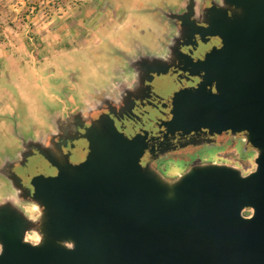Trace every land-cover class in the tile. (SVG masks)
<instances>
[{
	"label": "water",
	"instance_id": "1",
	"mask_svg": "<svg viewBox=\"0 0 264 264\" xmlns=\"http://www.w3.org/2000/svg\"><path fill=\"white\" fill-rule=\"evenodd\" d=\"M229 2L242 12L231 23L217 12L197 31L185 18L194 35L221 45L202 59L184 55V72L199 83L173 94L160 139L87 131L84 162L32 180L56 240L25 245L23 222L0 212V264H264V0ZM205 132L248 133L261 151L257 172L244 178L228 168L197 169L169 197L144 171V156L177 135ZM69 236L75 250L58 249Z\"/></svg>",
	"mask_w": 264,
	"mask_h": 264
},
{
	"label": "crops",
	"instance_id": "2",
	"mask_svg": "<svg viewBox=\"0 0 264 264\" xmlns=\"http://www.w3.org/2000/svg\"><path fill=\"white\" fill-rule=\"evenodd\" d=\"M183 2L184 0H179L175 5L164 2L153 9L159 16L171 22L173 30L180 32L179 37H176L174 32L171 37V61L164 63L141 57L138 63L142 72L140 86L136 91L128 93L122 104L105 102L104 106L91 114L87 120L81 118L79 111H75L72 119L60 124V131H78V135L82 136L81 131L85 128L96 129L93 128L92 122L128 117L133 112V103L144 100L150 88L163 86L162 82L174 77V72L183 70L184 55L190 54L185 50H193L195 40L208 44L212 39L209 36L194 35L191 28L185 24L186 17L194 23L196 30L200 31L210 27L217 17V12L225 13L229 23L242 13L239 8L231 5L229 0H225L224 9H218L215 0H187L186 7L182 6ZM141 9L142 6L133 4L132 0H89L72 11L73 18L69 24L78 29L77 36H58L61 47L50 48V57L46 56L44 63L29 70L31 77L25 74V71L21 72L20 89L7 80H0V96L3 95L1 92L5 91L15 99L14 103L7 102L1 107L5 114L0 119L8 124L4 133L2 155L8 157L23 152L24 149H35L40 151L44 158L49 159L45 151L50 150L54 135L37 133L38 139L34 140L32 132L27 130L30 125L24 122L25 111L27 110L33 122L43 125L50 119H58L61 113L54 106L66 100L70 90L75 91L80 101L88 104V91L84 86L75 83L77 76L83 69L91 71L94 57L105 51L116 57L125 56L121 49L127 50L128 55L135 54L129 47V40L135 39L136 21ZM68 106L75 110L79 105L74 102L73 106ZM21 124L22 127H17ZM3 187H7V184L0 187V190Z\"/></svg>",
	"mask_w": 264,
	"mask_h": 264
},
{
	"label": "rangeland",
	"instance_id": "3",
	"mask_svg": "<svg viewBox=\"0 0 264 264\" xmlns=\"http://www.w3.org/2000/svg\"><path fill=\"white\" fill-rule=\"evenodd\" d=\"M89 0H0V45H3V54L0 58V80H7L14 87L20 89L22 82V71L31 77V67L44 63L46 56L50 57V48L61 47L58 36L74 34L77 36L78 29L69 24L73 18V9L81 7ZM64 18V19H63ZM169 89H161L165 96L169 94ZM0 96V109L5 103H14L15 99L8 93L2 91ZM73 106V104H72ZM154 116L151 114L146 123L149 126ZM94 127L105 129L113 124L115 120H102L92 122ZM91 128V127H90ZM75 132V134L73 133ZM105 132V131H100ZM120 133H123L119 131ZM132 132V131H129ZM140 131L137 135L143 133ZM78 131H62L54 135L51 141L50 150H46L49 160L44 158L40 151L29 149L18 154L9 155L11 164L7 169V174L14 182L15 187L22 189L24 198L35 199L44 206L43 202L36 197V190L32 185V180L42 173L50 170H72L73 167L85 161L89 153V142L87 131L85 136L78 135ZM125 134V133H123ZM126 135V134H125ZM127 136V135H126ZM86 140L87 152L77 153L75 161L68 160L59 151L60 142L64 139L76 141L79 138ZM128 137V136H127ZM129 137V138H134ZM181 140H167L156 146L150 155L143 162L144 171L155 178L162 186L168 190V196L173 197L176 187L192 172L197 169L206 168H228L236 171L241 177H249L257 172V148L251 145L250 137L246 132H229L222 136L205 132L181 136ZM46 138V137H45ZM82 146V145H81ZM261 151L259 150V156ZM82 160L81 163H75ZM51 166V167H50ZM166 171H182L184 178L174 187L164 183L161 177ZM55 175V176H56ZM2 196L11 194V186L3 187L0 190ZM0 212H8L19 218L23 224L24 232L33 227L22 215L12 209L9 203L0 204ZM253 210L247 209L243 215L247 218L253 216ZM49 213L46 209L41 222L44 241L41 246L53 242L54 239L49 231ZM0 244L3 242L0 240ZM3 251V250H2ZM0 251V254L2 253Z\"/></svg>",
	"mask_w": 264,
	"mask_h": 264
},
{
	"label": "clouds",
	"instance_id": "4",
	"mask_svg": "<svg viewBox=\"0 0 264 264\" xmlns=\"http://www.w3.org/2000/svg\"><path fill=\"white\" fill-rule=\"evenodd\" d=\"M167 2L169 5L179 3V0H132L133 4L141 5L142 9L136 21L135 39L129 40V47L135 53L128 55L127 50L124 57H116L105 51L101 55L94 57L93 68L81 70L75 83L84 86L89 94L90 102L84 104L79 100L74 90H70L67 99L56 105L57 111L61 113L58 119L48 120L43 125L37 124L31 120L27 110L25 111L24 122L30 127L27 129L32 132L33 139H38L37 133L41 135H57L60 132V124L73 118L75 111H79L82 119L99 111L105 104L110 102L120 105L124 102L128 93L134 92L140 86L142 72L138 67L141 57L167 63L172 59V34L180 36L179 30H173L172 24L166 18L159 16L153 9ZM218 9L226 8L225 0H215ZM183 7L187 6V0H184ZM3 45H0V58L3 54ZM78 103V107L73 108L68 105ZM4 111L0 109V117L4 116ZM8 124L0 119V187L7 184L11 186V194L7 197L0 195V204L9 203L16 212L33 227L27 229L23 235V242L36 248L42 245L45 237L42 232L41 222L43 220L46 206H42L35 199H27L23 196V191L15 187L14 182L7 175V169L11 160L2 155L4 133ZM23 125H17L22 127ZM18 139V137H17ZM259 157V150H257ZM259 167V165H255ZM184 178L182 171H166L161 177L165 184L174 187ZM63 248L68 251L75 250V242L60 241ZM3 245L0 244V251Z\"/></svg>",
	"mask_w": 264,
	"mask_h": 264
},
{
	"label": "flooded vegetation",
	"instance_id": "5",
	"mask_svg": "<svg viewBox=\"0 0 264 264\" xmlns=\"http://www.w3.org/2000/svg\"><path fill=\"white\" fill-rule=\"evenodd\" d=\"M199 39V38H198ZM221 45V40L217 37H212V39L209 41L208 44H204L199 40L194 41L193 45V57L197 59H202L205 56V53L211 49L217 48ZM189 49L185 50L186 53L191 52ZM184 52V53H185ZM174 77L168 78L165 82H162L163 86L160 87H154L150 88L148 92L146 93V97L144 100H141V102L133 103L132 108L133 112L128 115V117L125 118H114L112 120H115L116 124L113 129L111 128H105V129H92L90 127L85 128L84 131H81V134H85V131H121L125 133L128 137H134L137 135L140 131L148 132L152 138H155L157 140L160 139L159 132L161 131V122L166 119V115L170 112L171 109V99L173 97V94L180 89L188 88V87H195L199 83V79L195 77L189 76L187 73L184 72V70H178L174 72ZM157 82H153V84H156ZM165 84V86H164ZM161 89H169V94L165 96L163 92H161ZM153 114L154 118L152 120V123L147 126L146 119ZM87 129V130H86ZM132 131V132H129ZM83 135L81 137H83ZM77 139L75 142L71 139H64L60 142L59 151L63 153L64 156L67 157L68 160L75 161V158L77 153H85L87 152V148L85 144L87 141L83 140L82 138ZM181 136L177 135L171 140H174L177 142L178 140H181ZM81 143V144H80ZM82 145V146H81ZM88 153V152H87ZM150 155V152H148L142 162H145L146 158ZM81 163L82 160L76 161L75 163ZM51 167V166H50ZM42 174H48L50 176H55L57 174V171L50 170L49 172L42 173ZM1 195V193H0Z\"/></svg>",
	"mask_w": 264,
	"mask_h": 264
},
{
	"label": "bare ground",
	"instance_id": "6",
	"mask_svg": "<svg viewBox=\"0 0 264 264\" xmlns=\"http://www.w3.org/2000/svg\"><path fill=\"white\" fill-rule=\"evenodd\" d=\"M67 241H73V242H75V244H76V240L73 238V237H71V236H69V238L67 239ZM24 243V242H23ZM25 244V243H24ZM25 245H28V244H25ZM56 247L58 248V249H60L61 251H67L65 248H63L62 246H61V244L60 243H57L56 244Z\"/></svg>",
	"mask_w": 264,
	"mask_h": 264
}]
</instances>
